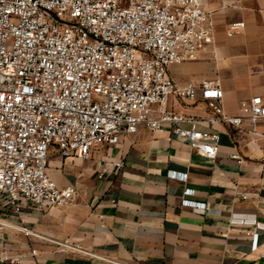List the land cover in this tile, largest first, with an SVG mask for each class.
<instances>
[{
	"label": "built area",
	"instance_id": "obj_1",
	"mask_svg": "<svg viewBox=\"0 0 264 264\" xmlns=\"http://www.w3.org/2000/svg\"><path fill=\"white\" fill-rule=\"evenodd\" d=\"M244 26L232 22L227 34ZM214 29L203 0H0V243L6 229L36 234L10 214L74 199L73 185L62 188L49 175L52 146L66 158L84 160L95 147L115 145L123 134L147 126L171 130L214 160L220 133L168 106L171 97L203 100L211 122L243 123L225 112L219 79L179 84L169 74L171 65L208 54ZM244 111L253 124L264 118L263 96H253ZM231 157L245 162L237 152ZM113 165L119 175L123 161ZM251 236L252 251L263 258L264 240L258 232Z\"/></svg>",
	"mask_w": 264,
	"mask_h": 264
},
{
	"label": "crops",
	"instance_id": "obj_2",
	"mask_svg": "<svg viewBox=\"0 0 264 264\" xmlns=\"http://www.w3.org/2000/svg\"><path fill=\"white\" fill-rule=\"evenodd\" d=\"M203 7L212 12L217 57L210 50L171 65L169 74L179 84L219 79L225 112L244 121L211 122L203 100L171 97L168 106L193 116L200 128L218 131V156L208 159L171 130L147 126L123 134L115 145L95 147L84 160L66 158L52 146L49 175L62 188L73 185L74 199L10 214L36 234L6 229L0 264H115L106 258L123 264H264L251 247V232L264 240V118L253 124L244 111L253 96L264 98V0H203ZM235 21L245 26L229 36ZM118 159L124 165L115 175Z\"/></svg>",
	"mask_w": 264,
	"mask_h": 264
},
{
	"label": "rangeland",
	"instance_id": "obj_3",
	"mask_svg": "<svg viewBox=\"0 0 264 264\" xmlns=\"http://www.w3.org/2000/svg\"><path fill=\"white\" fill-rule=\"evenodd\" d=\"M123 2H125L126 0H122Z\"/></svg>",
	"mask_w": 264,
	"mask_h": 264
}]
</instances>
